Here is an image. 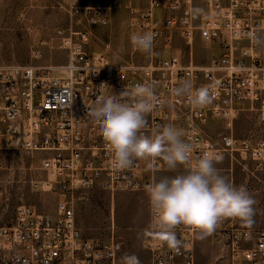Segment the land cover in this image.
Listing matches in <instances>:
<instances>
[{"label": "built area", "instance_id": "1", "mask_svg": "<svg viewBox=\"0 0 264 264\" xmlns=\"http://www.w3.org/2000/svg\"><path fill=\"white\" fill-rule=\"evenodd\" d=\"M53 1L71 22L67 31H58L67 60L38 64L42 50L36 47L31 63L0 64V151L42 156L39 168L47 179L32 180L31 186L54 191L56 211L52 215L33 204L20 205L14 223L0 225V251L8 252L7 264H121L127 240L116 234L114 218L109 238L84 237L77 223L78 200L97 186L112 198L119 191H146L166 165L161 158L137 159L131 167L116 170L100 124L88 115V108L101 94L150 84L157 100L146 116L145 135L172 124L192 145L193 163L205 154L218 161L227 155L231 164L240 157L264 170V138L238 137L235 131L243 111H255L264 121V43L255 42L264 38V0H204L200 18L189 15L196 0ZM122 6L131 14L130 38L155 33L151 55L130 42L131 57L140 63L135 75H128V60L112 62L106 53L89 47L92 28L106 25ZM198 37L218 48L207 64L194 62ZM177 39L186 45V57L174 53ZM185 79L194 88L207 87L212 103L195 108L187 97L173 95ZM215 120L227 127L217 137L206 132ZM151 222L150 207L148 236L142 243L147 264H197L195 229H175L183 242L176 253L150 228ZM210 237L228 254L230 264H264V227H244L238 219L227 218Z\"/></svg>", "mask_w": 264, "mask_h": 264}, {"label": "rangeland", "instance_id": "2", "mask_svg": "<svg viewBox=\"0 0 264 264\" xmlns=\"http://www.w3.org/2000/svg\"><path fill=\"white\" fill-rule=\"evenodd\" d=\"M197 7L205 11L204 0H196ZM202 15H198V18ZM130 16L125 6L113 11L106 25L92 28L89 47L106 53L112 62L124 63L132 58ZM70 23L67 13L53 0H0V64L31 63V50L36 47L42 50V58L36 63H65L67 51L60 48L58 31H67ZM74 28L81 27L75 25ZM217 52L215 44H205L198 37L194 46V62L207 64ZM174 53L187 56L186 45L180 39L175 43ZM40 99L41 94L37 93L35 101L39 102ZM226 130L227 127L220 120H215L206 128V132L214 137ZM235 131L238 137L264 138V121L255 111H243L236 122ZM41 159V155L31 156L21 150L0 151V225H12L22 204H33L41 212L55 214L57 194L31 186L32 180L47 179V173L39 168ZM238 160L231 165L226 155L215 166L234 185L246 186L257 202L251 228H263L264 170L258 169L252 160L240 157ZM186 171L183 166L175 171L165 167L158 173L157 181ZM76 216L84 237L100 239L111 236L114 218L116 234L127 240L122 256L136 254L140 264L148 263V254L142 248L150 218L146 191H119L112 198L108 191L97 186L78 200ZM8 256L7 251H0V264H7ZM197 264H230V260L228 254L208 236L204 240L198 239Z\"/></svg>", "mask_w": 264, "mask_h": 264}, {"label": "clouds", "instance_id": "3", "mask_svg": "<svg viewBox=\"0 0 264 264\" xmlns=\"http://www.w3.org/2000/svg\"><path fill=\"white\" fill-rule=\"evenodd\" d=\"M204 13L194 8L189 15ZM155 33L133 34L132 46L138 51L153 54ZM257 44L264 43L258 37ZM102 84L100 88H103ZM173 95L187 97L195 108L212 103L207 87L194 88L190 79L173 89ZM157 100L153 86L137 84L125 87L120 93L98 96L88 115L99 122L100 135L112 151L116 170L131 167L137 159L161 158L170 171L184 166L187 171L171 178L153 180L146 188L154 230L167 247L179 253L183 242L175 229L180 225L192 227L197 238L206 239L227 218L238 219L251 228L254 225L257 203L244 185H234L215 166L218 158L205 154L192 162V145L183 139L184 133L172 124L158 126L151 135L142 130L147 126L146 116ZM121 264H140L136 254H125Z\"/></svg>", "mask_w": 264, "mask_h": 264}, {"label": "bare ground", "instance_id": "4", "mask_svg": "<svg viewBox=\"0 0 264 264\" xmlns=\"http://www.w3.org/2000/svg\"><path fill=\"white\" fill-rule=\"evenodd\" d=\"M128 65H132V68H128V75H135V70H140V63H138L137 57L130 58Z\"/></svg>", "mask_w": 264, "mask_h": 264}, {"label": "crops", "instance_id": "5", "mask_svg": "<svg viewBox=\"0 0 264 264\" xmlns=\"http://www.w3.org/2000/svg\"><path fill=\"white\" fill-rule=\"evenodd\" d=\"M237 120H238V119H237ZM236 122H237V121H236ZM211 125H212V124H211ZM218 162H219V161H218ZM231 165H234V164H231ZM230 170H232V167L230 168ZM260 170H261V169H260ZM147 236H148V233H147ZM147 236H146V237H147ZM146 237H145V238H146ZM145 238H144V239H145Z\"/></svg>", "mask_w": 264, "mask_h": 264}]
</instances>
